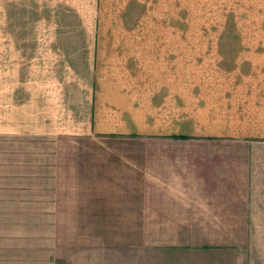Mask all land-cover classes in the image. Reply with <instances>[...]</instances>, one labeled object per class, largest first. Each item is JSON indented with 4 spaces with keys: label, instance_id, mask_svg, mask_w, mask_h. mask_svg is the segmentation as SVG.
Here are the masks:
<instances>
[{
    "label": "crops",
    "instance_id": "1",
    "mask_svg": "<svg viewBox=\"0 0 264 264\" xmlns=\"http://www.w3.org/2000/svg\"><path fill=\"white\" fill-rule=\"evenodd\" d=\"M189 1L0 0L4 33L34 35L4 47L7 108L15 117L9 123L4 116L2 128L34 141L110 135L115 145H135L115 159L116 186L129 188L116 192L145 195L137 200L146 221L135 225L262 227V61L211 60L188 73L181 43H106L104 35L184 33L187 10L206 3L217 17L236 19L227 27L237 29L197 32H264L244 20L264 17V0ZM76 59L87 67L81 80ZM235 255L245 264L247 252Z\"/></svg>",
    "mask_w": 264,
    "mask_h": 264
},
{
    "label": "rangeland",
    "instance_id": "2",
    "mask_svg": "<svg viewBox=\"0 0 264 264\" xmlns=\"http://www.w3.org/2000/svg\"><path fill=\"white\" fill-rule=\"evenodd\" d=\"M189 2L188 6L202 5ZM211 6L206 3L199 10L188 9L180 22L186 26L184 33L104 35L106 43L131 42L133 38L181 43L188 73L221 59L235 64L262 61L264 69V32L196 31L217 26L237 29L227 27L236 19L217 17ZM244 20L264 30V17ZM3 21L0 17V236L5 239L0 245L4 243L10 250H0V264H241L242 258L235 252L242 250L250 255L244 258L245 264H264V226L193 227L194 232L189 226L133 224L146 221L138 210L143 202L137 200L145 195L116 192L129 188L116 186L115 166L120 163L115 159L131 154L135 145L124 141L115 145L116 136L110 135L36 137L34 141L25 133L3 129L4 116L9 123L15 117L7 108L11 100L5 94L4 47L34 37L4 33ZM75 67L74 76L81 80L87 67L78 59ZM58 78L64 85L62 70ZM18 172L20 177H15ZM131 208L137 209L133 216Z\"/></svg>",
    "mask_w": 264,
    "mask_h": 264
},
{
    "label": "trees",
    "instance_id": "3",
    "mask_svg": "<svg viewBox=\"0 0 264 264\" xmlns=\"http://www.w3.org/2000/svg\"><path fill=\"white\" fill-rule=\"evenodd\" d=\"M4 214H5V212H4ZM1 222H4V220L3 221H1ZM4 238V236L2 235V236H0V241H2V242H4L5 241V239H3ZM2 245H0V250L1 251H8V249H10V247L8 248L7 246H6V244H4V243H1ZM192 246L193 244H189V245H187V246ZM59 246V245H58ZM13 247V246H12ZM201 247H203V248H205V249H209V248H211V245H202Z\"/></svg>",
    "mask_w": 264,
    "mask_h": 264
}]
</instances>
